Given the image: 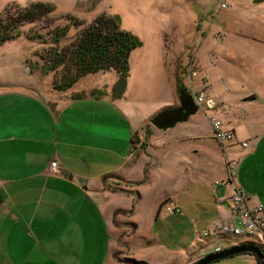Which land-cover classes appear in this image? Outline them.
<instances>
[{
    "label": "crops",
    "instance_id": "crops-1",
    "mask_svg": "<svg viewBox=\"0 0 264 264\" xmlns=\"http://www.w3.org/2000/svg\"><path fill=\"white\" fill-rule=\"evenodd\" d=\"M16 42L0 46V51ZM141 44L129 56L120 97L113 93L118 79L114 71L87 75L71 89L56 92L51 75L28 72L24 55L14 59L21 73L7 65L0 67V264H127V258H138L134 244L140 239V246L144 245L138 236L143 211L133 205L144 196V183H138L143 177L141 162L168 163L173 171L179 167L188 175L179 177L186 179L187 187L174 188L173 195L165 197L166 205L178 207L180 213L167 214L161 203L154 223L156 237L146 241L149 248L162 241L169 250L179 252L178 261L184 264L206 253L193 244H199L197 234L214 223L229 222L226 201L232 188L224 175L211 181L209 166L218 164V151L225 160H234L236 152L264 143V88L260 87L262 93H245L244 81L233 104H227L225 112H213L221 115L236 137L224 151L211 138L205 116L207 124L192 116L167 133L153 127L154 132L145 130L161 110L178 106L177 74H184L191 62L177 59L179 51L173 54L163 48L162 37L159 48ZM223 57L236 58L238 64L247 62L229 50ZM211 63L207 61L217 78L224 73L232 76L227 61ZM199 64L202 75L208 69ZM186 76L182 84L188 81ZM235 87L230 86L233 93ZM150 89L156 95L147 98ZM20 104L34 109L25 125L6 119ZM90 104L108 105L114 111L87 108ZM243 141L247 147L242 149L236 144ZM206 143L213 154L208 155ZM184 156L189 167L180 163ZM189 158L195 159L192 165ZM213 158L215 162L208 161ZM52 161L57 163V174L50 171ZM123 186L124 194L119 192ZM246 199L249 207L261 204L255 196L248 194Z\"/></svg>",
    "mask_w": 264,
    "mask_h": 264
},
{
    "label": "rangeland",
    "instance_id": "rangeland-1",
    "mask_svg": "<svg viewBox=\"0 0 264 264\" xmlns=\"http://www.w3.org/2000/svg\"><path fill=\"white\" fill-rule=\"evenodd\" d=\"M36 2L50 4L54 8V14L47 21L36 24L35 27L34 25H26L22 28L23 35L15 40L17 42L0 51L1 68L3 65H7L11 69L21 73L22 69L19 66L15 68L18 64L14 60L19 55H24L26 60H30L31 62L38 61L34 53L46 48V45L27 41L24 33L30 29L34 28L40 31L41 34H46L48 30L46 27L50 26L51 23L52 28H65L67 30L66 39L59 44L63 47L73 42L80 32V29L71 25L70 20L74 22V25L81 22L86 26L94 18L101 14H106L118 17L117 19H120L121 22V30L131 32L139 37L145 48H159L160 37H162L163 48L172 50L173 54L179 51L177 59L185 63L189 60L199 70L201 67L199 62L207 68L208 71H205L206 73L202 72V75L208 77L209 87L206 92L217 103L215 111H226V105L233 104L234 99L241 95L239 93V90H241L239 84L244 81L247 82V85L244 87L245 93L252 90L262 93V88L260 87L264 88V0L259 3L258 1L256 3L255 0H0V13L7 6L12 5L13 7L19 6L23 8ZM223 2L226 3L225 9L220 8V4ZM227 50L244 56L243 58L247 62L243 64L239 62L238 64L234 61V59L236 60L234 57V59L230 57L222 58V54ZM210 60L211 64H216L215 62H221L222 60L227 61V64L231 67L232 76L224 73L225 76H218L217 78V74L212 69V66L207 64V61ZM26 68L30 72L27 66ZM189 69L184 74L179 72L177 78L180 81L183 78L185 80ZM10 77L15 78V75H10ZM218 80L221 86L219 83H216ZM228 80L232 83L228 82ZM156 82H159V80ZM185 84H187V78L183 85L185 86ZM231 84L237 85L234 89L235 93L230 89ZM210 85L212 93L209 92ZM199 86V83L196 81L194 88L196 89ZM223 91L226 94L221 95L220 93ZM155 95L156 93L152 89L146 91L147 98ZM249 100L254 101L252 99ZM86 107L90 109L96 108L97 110L104 109L106 112L110 110L114 111L113 108L103 104H90L86 105ZM232 107L231 110L234 109ZM30 110L34 111L33 108ZM30 110L27 107L25 109L20 104L19 107L15 106L10 110L9 116L6 119H9L10 122L25 125L30 121ZM242 110L246 111V108L243 107ZM147 112L148 110L145 108L144 114L146 115ZM220 116L218 117L222 120ZM194 117L201 118L202 122L207 124L201 111ZM149 124L145 125V130L149 128V131L154 132ZM206 144L207 149L210 150L208 155L213 154L211 147L208 146V143ZM213 145L215 144L213 143ZM245 151V155H239V153L244 154ZM245 151L236 152L235 156L237 157L234 159L237 161L235 181L244 190L246 196L248 194L252 197L255 196L257 203L264 204V143L259 141L255 147L250 145ZM192 156L196 158V156ZM217 158L218 164H216L215 158L208 160L209 162L214 161L216 166H209L211 173L208 175V178L211 181L220 179L223 175V180L226 179V160L224 155H219L218 151ZM185 159L186 156L180 158L183 168L190 166V163ZM189 160L191 165L195 161V159L191 158ZM222 163L224 165H219ZM141 164L143 177L138 183L142 181L144 183V196L142 201L135 202L133 207L138 211H143L139 217L140 227L138 236L143 238L144 245L141 247L140 239L137 240L138 244H134L136 249L135 254L140 259L134 257L132 260L142 261L143 264H181L178 261L180 258L179 252L169 250L161 240V243H157L151 248L146 244V241L156 237L154 230L155 217L161 203L163 207L169 203L165 198L166 194L170 193V195H173L174 188L187 187L188 185H185L186 179L181 181L179 177L184 179L188 175H185V170L179 167L173 171L170 169L168 163L158 166V163L154 162L152 164L155 167L150 162H141ZM168 172L170 173L168 174ZM215 172L216 174H214ZM195 178L196 176L192 179ZM197 178L203 179V177ZM150 181H152V185ZM217 181L220 182V180ZM137 185L141 186V184H136V187H138ZM247 187L246 191L245 188ZM168 188H171V190L166 192ZM119 192L125 193L124 186L122 187V191ZM157 194L158 196H156ZM196 237L195 241L199 242V244H193L197 248L200 247L202 252L215 251V247H220L223 250L245 241L243 238L238 237H211L204 239L199 234ZM200 259L195 256L184 264H194ZM254 261L253 256L238 255L213 264H256Z\"/></svg>",
    "mask_w": 264,
    "mask_h": 264
},
{
    "label": "trees",
    "instance_id": "trees-1",
    "mask_svg": "<svg viewBox=\"0 0 264 264\" xmlns=\"http://www.w3.org/2000/svg\"><path fill=\"white\" fill-rule=\"evenodd\" d=\"M257 1L259 3L263 0H255L256 3ZM53 14L54 8L50 4L42 2L32 3L23 8L12 5L5 7L0 13V46L17 40L23 35L22 28L24 26L34 25L35 27L36 24L47 21ZM117 18L101 14L86 26L81 22L74 25V22L70 20L71 25L80 29V32L73 42L63 47L59 44L66 39L67 30L65 28H52L51 23L46 27L48 29L46 34H41L34 28L30 29L24 33L26 40L46 45V48L36 51L34 56L38 61L26 60V66L31 73L36 71L41 76L51 75V88L56 92L71 89L87 75L114 71L118 75V79L113 93L120 97L126 86L129 56L142 44L130 32L121 30V22ZM181 73L183 74V72ZM182 86L180 79L177 78V93ZM259 249L264 253V250ZM240 255L252 256L251 254ZM254 259L258 264L256 258ZM124 261L127 264H143L142 261L132 259Z\"/></svg>",
    "mask_w": 264,
    "mask_h": 264
},
{
    "label": "built area",
    "instance_id": "built-area-1",
    "mask_svg": "<svg viewBox=\"0 0 264 264\" xmlns=\"http://www.w3.org/2000/svg\"><path fill=\"white\" fill-rule=\"evenodd\" d=\"M226 3L220 4L221 9H225ZM187 88L192 96L198 112L201 111L207 118L211 130V138L218 144L222 150H226V144L236 140L235 134L227 129L223 122L218 119L213 112H215L217 103L215 99L210 97L206 90L209 87L208 77L200 75V70L194 66L193 62L189 65ZM199 83L198 88L195 87V82ZM223 112H225L223 110ZM211 114V115H208ZM242 149L247 147V142H238ZM236 164L237 161L228 159L225 162L226 179L225 183L232 188L231 195L226 201L228 210L230 212L229 222H217L209 228L203 230L200 236L204 239L211 237L229 238L238 237L245 241L237 245L251 244L257 248L264 250V206L256 204L252 207L247 205V199L244 190L236 184ZM50 171L57 174V163L52 161L50 163ZM216 184H221L217 182ZM167 214H179L180 209L175 206L166 205L164 207ZM230 248V247H229ZM224 250V249H223ZM222 248L215 247V251L204 253L205 255L218 253Z\"/></svg>",
    "mask_w": 264,
    "mask_h": 264
},
{
    "label": "water",
    "instance_id": "water-1",
    "mask_svg": "<svg viewBox=\"0 0 264 264\" xmlns=\"http://www.w3.org/2000/svg\"><path fill=\"white\" fill-rule=\"evenodd\" d=\"M178 101L177 107L166 108L151 118L150 125L160 132L167 133L176 125L187 123L189 118L198 113L197 106L189 90L184 86L178 92ZM240 254H251L256 258L258 264H264V253L259 248L249 244L236 245L218 253L205 255L194 264H213Z\"/></svg>",
    "mask_w": 264,
    "mask_h": 264
},
{
    "label": "clouds",
    "instance_id": "clouds-1",
    "mask_svg": "<svg viewBox=\"0 0 264 264\" xmlns=\"http://www.w3.org/2000/svg\"><path fill=\"white\" fill-rule=\"evenodd\" d=\"M185 87V86H184ZM186 88H187V84H186ZM188 89V88H187Z\"/></svg>",
    "mask_w": 264,
    "mask_h": 264
}]
</instances>
